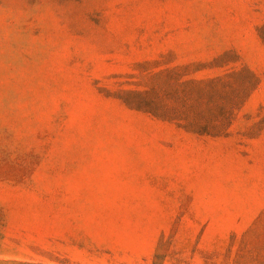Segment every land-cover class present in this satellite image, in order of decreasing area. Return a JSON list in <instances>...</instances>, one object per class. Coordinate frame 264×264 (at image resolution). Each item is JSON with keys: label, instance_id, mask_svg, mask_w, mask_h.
<instances>
[{"label": "rangeland", "instance_id": "374dc122", "mask_svg": "<svg viewBox=\"0 0 264 264\" xmlns=\"http://www.w3.org/2000/svg\"><path fill=\"white\" fill-rule=\"evenodd\" d=\"M0 264H264V0H0Z\"/></svg>", "mask_w": 264, "mask_h": 264}]
</instances>
